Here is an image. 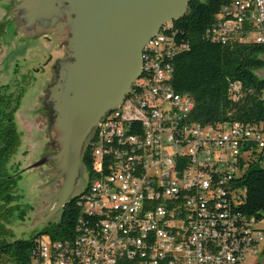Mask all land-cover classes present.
Instances as JSON below:
<instances>
[{
  "label": "built area",
  "instance_id": "obj_1",
  "mask_svg": "<svg viewBox=\"0 0 264 264\" xmlns=\"http://www.w3.org/2000/svg\"><path fill=\"white\" fill-rule=\"evenodd\" d=\"M204 37L264 45V0H231ZM188 48L172 23L144 44L139 77L85 145L92 167L76 195L72 236L38 239L29 264H244L262 255L264 231L239 205L242 173L264 148V131L191 119L194 101L170 84L172 60ZM227 93L238 101L242 85L230 82ZM258 97L264 105V86Z\"/></svg>",
  "mask_w": 264,
  "mask_h": 264
},
{
  "label": "water",
  "instance_id": "obj_2",
  "mask_svg": "<svg viewBox=\"0 0 264 264\" xmlns=\"http://www.w3.org/2000/svg\"><path fill=\"white\" fill-rule=\"evenodd\" d=\"M191 0H24L28 25L39 21L56 35L67 28L71 62L60 63L53 90V112L61 136L55 156L43 157L30 168L45 164L62 177L52 208L32 227L44 224L73 198L84 142L108 112L119 107L141 72L144 44L166 23L185 16ZM57 160V163L54 161ZM54 204V205H53ZM18 239V238H17Z\"/></svg>",
  "mask_w": 264,
  "mask_h": 264
},
{
  "label": "trees",
  "instance_id": "obj_3",
  "mask_svg": "<svg viewBox=\"0 0 264 264\" xmlns=\"http://www.w3.org/2000/svg\"><path fill=\"white\" fill-rule=\"evenodd\" d=\"M230 1L191 0L185 16L172 23L186 38L189 48L172 60L170 84L175 93L187 94L194 101V122L215 125L239 121L260 125L264 131V105L258 97L264 78L255 75L264 70V45L227 46L204 37L214 17ZM230 82H239L243 88V96L236 102L228 97ZM19 100L20 97L12 99L7 94V87L0 88V264H29L37 250L36 241L43 237L52 242L70 238L79 214L80 198L74 196L61 209L59 221L44 227L39 234L23 240L12 233L13 222L23 221L26 215L15 192L18 178L8 168L20 144L14 119ZM263 160L264 148L255 159L250 158L240 179L245 198L239 210L256 222L264 218ZM81 164L85 170L92 167L87 147L82 152Z\"/></svg>",
  "mask_w": 264,
  "mask_h": 264
},
{
  "label": "rangeland",
  "instance_id": "obj_4",
  "mask_svg": "<svg viewBox=\"0 0 264 264\" xmlns=\"http://www.w3.org/2000/svg\"><path fill=\"white\" fill-rule=\"evenodd\" d=\"M24 0H2L0 2V88L10 85L15 78V86H19L20 100L14 114L20 144L12 157L8 168L18 178L16 194L21 208L26 211L23 221L15 220L10 227L15 238L28 240L39 234L48 225L59 221L60 211L53 214L44 224L33 231L29 228L39 222L52 208L53 195H56L62 184V177L54 173L49 164L38 168H30L43 157L58 154L61 133L53 112V90L51 83V66L41 71V63L30 62L31 49L41 41L37 35H48L52 29H44L39 21L28 25V12L21 7ZM46 46V42H42ZM53 59L61 56L60 50L53 52ZM264 59V55L262 56ZM41 59L39 62H42ZM15 73V76H14ZM258 78H264V70L255 72ZM58 81V80H57ZM92 132V130H91ZM87 136L84 146L90 138ZM57 163V160H54ZM87 174L80 166L71 196H76L85 188ZM54 205V204H53ZM264 231V218L256 224ZM264 245V238L262 240ZM264 264V256L248 258L244 264Z\"/></svg>",
  "mask_w": 264,
  "mask_h": 264
},
{
  "label": "flooded vegetation",
  "instance_id": "obj_5",
  "mask_svg": "<svg viewBox=\"0 0 264 264\" xmlns=\"http://www.w3.org/2000/svg\"><path fill=\"white\" fill-rule=\"evenodd\" d=\"M50 36L51 33L48 35H37L38 39H41V41L46 42V46L42 44V42L36 43L35 49H32L31 51L33 52L32 55H29L31 60L30 62H37L41 63V71L44 72V68L47 67L48 65L51 66V83L49 84L48 88L53 86L59 77V68H60V63L62 62H71L72 59L69 56V52L67 50L68 46V39L70 37V34L67 31V28L63 31L62 34L56 35L58 43L54 44L53 47L51 48V41H50ZM56 50H60L61 56L56 57L53 59V52H56ZM41 59H43L42 62H39ZM15 76V73H14ZM20 87L15 86V78L13 82L7 86V94L12 97V99L19 98L20 96ZM85 146L83 145L82 152L84 150ZM52 154V152H51ZM49 154V155H51ZM48 155V156H49ZM73 197V196H72ZM264 256V253L262 254Z\"/></svg>",
  "mask_w": 264,
  "mask_h": 264
},
{
  "label": "crops",
  "instance_id": "obj_6",
  "mask_svg": "<svg viewBox=\"0 0 264 264\" xmlns=\"http://www.w3.org/2000/svg\"><path fill=\"white\" fill-rule=\"evenodd\" d=\"M56 38H57V37H56ZM31 50H32V49H31ZM263 246H264V245H263ZM263 253H264V251H263ZM263 253H262V254H263ZM256 264H258V263L256 262Z\"/></svg>",
  "mask_w": 264,
  "mask_h": 264
}]
</instances>
